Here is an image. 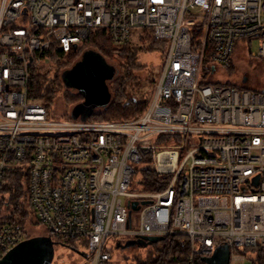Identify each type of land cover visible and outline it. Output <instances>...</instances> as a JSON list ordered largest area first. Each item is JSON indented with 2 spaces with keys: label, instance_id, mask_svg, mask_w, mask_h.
I'll use <instances>...</instances> for the list:
<instances>
[{
  "label": "built area",
  "instance_id": "obj_1",
  "mask_svg": "<svg viewBox=\"0 0 264 264\" xmlns=\"http://www.w3.org/2000/svg\"><path fill=\"white\" fill-rule=\"evenodd\" d=\"M136 29L168 42L142 116L64 120L30 96L52 48L77 51L96 30L121 46ZM238 42L264 64V0H0V193L21 175L36 219L52 240L85 245L86 264H113L110 240L157 244L152 255L176 235L187 264L223 245L230 262L264 259V91L219 78L234 74ZM143 163L154 191H138ZM27 240L1 225L0 261Z\"/></svg>",
  "mask_w": 264,
  "mask_h": 264
},
{
  "label": "trees",
  "instance_id": "obj_2",
  "mask_svg": "<svg viewBox=\"0 0 264 264\" xmlns=\"http://www.w3.org/2000/svg\"><path fill=\"white\" fill-rule=\"evenodd\" d=\"M142 30L137 42H131L125 45H115L111 42L105 31H92L90 37L85 41L82 47L77 51L69 54L52 48L45 61H49L54 67V75L50 76V72H45V67H35L31 70L30 96L41 102L49 110L52 109L55 100L64 95L68 107L74 108L83 103L85 98L81 94L69 95L67 86L64 82L63 75L66 71L73 69L88 50L99 52L107 61H115L118 65L113 67L116 74L112 81L113 98L105 108L104 113H94L87 119L95 121H122L132 120L143 115L151 101L153 91L157 84V78L152 77L142 79L140 72L148 66L140 64V56L143 54L158 53L163 62L168 50V42L160 41L154 37V33L150 29ZM201 37L199 29L194 31V40L198 41ZM230 72H234V68H230ZM109 81V82H110ZM63 92H66L63 94ZM112 94V93H111ZM71 110V112L74 110ZM22 176L19 175L8 184L3 194L9 195L10 202L5 204L6 199L0 202V226L5 224H18L26 231L27 223L32 220L31 217L36 216L33 209L28 192L24 190L22 185ZM143 192L154 191L156 188V179L151 171H144L142 178ZM8 205L11 213L8 217L2 215L3 209ZM36 223L41 224L38 219ZM33 221V220H32ZM29 240V236L27 234ZM58 244H64L67 247L75 248L73 241L64 242L62 240H54ZM165 249L158 251V248L152 253L145 264H177L176 260L181 264L188 263L190 254L189 240L185 236L176 235L167 238L164 242ZM249 250L244 251V253ZM257 262L254 264H264L262 256H258ZM196 264H205L201 257L196 258Z\"/></svg>",
  "mask_w": 264,
  "mask_h": 264
},
{
  "label": "rangeland",
  "instance_id": "obj_3",
  "mask_svg": "<svg viewBox=\"0 0 264 264\" xmlns=\"http://www.w3.org/2000/svg\"><path fill=\"white\" fill-rule=\"evenodd\" d=\"M142 30H134L133 32V42L138 41V37L141 35ZM248 43V41H246ZM243 44L238 42L235 45L234 54L232 58V66L234 68V74L228 75L224 70L222 73L219 74V78L222 80L229 79L232 82L237 83L243 89L256 91V92H263L264 91V64L254 58H250L247 54L245 48L242 47ZM248 49L250 52H257L258 51V42L253 41L251 44H248ZM109 64L112 66H116L118 69V64L115 61H108ZM140 64L147 65L148 67L140 72V77L142 79L149 78L151 75L154 78H159L161 74V69L163 65V60L158 53H151V54H143L140 56ZM45 72H50V76L54 75L55 67L49 62L45 61L44 65ZM227 69V68H226ZM202 75L206 77L207 70H203ZM248 75V80H244L245 76ZM221 80V81H222ZM225 82V81H223ZM109 86V93L111 98H113L112 92V81L108 82ZM67 93L69 95H79L78 90L68 88ZM66 92H63V94ZM112 93V94H111ZM74 108L68 107L66 103V99L64 95H60L56 100L52 107L51 113L58 118H63L67 120L70 118V112ZM104 113L105 108H99L96 104H89L87 107L86 114L90 115L91 113ZM81 114L79 113L77 117H80ZM67 115V116H65ZM147 168H152L151 164L143 163L138 166V174L135 176V181L140 183L143 178V172ZM138 191L143 192L139 186ZM5 198V204H9L10 197L9 195H5L0 193V202L2 199ZM11 208L8 205L3 209L2 215L8 217L11 213ZM135 217L137 214H134ZM34 216V215H33ZM31 217L27 225H26V232L29 236V240L35 239H51L50 235L46 231V229ZM52 252L50 260L47 264H86V257L85 255L89 254V249L80 242H75V248L67 247L64 244H58L54 240H52ZM109 249L114 251V257L112 260L113 264H141V262L147 261L151 255V251L149 248H135L129 247L126 249H120L117 247L116 241L110 240ZM245 260H232L230 264H254L253 261L257 262V254L254 252H247L244 254Z\"/></svg>",
  "mask_w": 264,
  "mask_h": 264
},
{
  "label": "water",
  "instance_id": "obj_4",
  "mask_svg": "<svg viewBox=\"0 0 264 264\" xmlns=\"http://www.w3.org/2000/svg\"><path fill=\"white\" fill-rule=\"evenodd\" d=\"M115 68L97 51L88 50L84 53L78 64L71 70L64 73L63 79L67 88L78 90L85 101L76 106L72 111L74 119L86 120L90 115L86 114L89 104H96L99 108L106 107L111 101L108 82L114 78ZM248 79V75L245 76ZM79 113L80 117H77ZM137 204L133 209L137 210ZM35 221L36 217L33 216ZM162 238H150L151 243L162 241ZM51 239L27 240L15 248L9 255L0 261V264H47L52 252ZM135 246V242H128L126 245L118 244L120 249ZM230 249L223 245L211 258H204L206 264H230Z\"/></svg>",
  "mask_w": 264,
  "mask_h": 264
},
{
  "label": "flooded vegetation",
  "instance_id": "obj_5",
  "mask_svg": "<svg viewBox=\"0 0 264 264\" xmlns=\"http://www.w3.org/2000/svg\"><path fill=\"white\" fill-rule=\"evenodd\" d=\"M80 104H82V103H80ZM79 104V105H80ZM78 106V105H77ZM138 243V248H143V246H144V248H149L150 249V251L151 250H153L156 246H157V244H148V242H146V241H144V240H140L139 242H137ZM137 248V247H136ZM137 248V249H138Z\"/></svg>",
  "mask_w": 264,
  "mask_h": 264
}]
</instances>
